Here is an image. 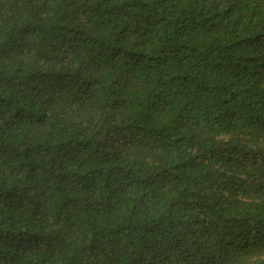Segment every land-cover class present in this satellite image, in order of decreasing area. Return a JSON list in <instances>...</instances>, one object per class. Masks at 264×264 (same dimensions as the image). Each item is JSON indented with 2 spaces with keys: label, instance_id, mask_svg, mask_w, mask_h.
<instances>
[{
  "label": "trees",
  "instance_id": "16d2710c",
  "mask_svg": "<svg viewBox=\"0 0 264 264\" xmlns=\"http://www.w3.org/2000/svg\"><path fill=\"white\" fill-rule=\"evenodd\" d=\"M0 264H264V0H0Z\"/></svg>",
  "mask_w": 264,
  "mask_h": 264
}]
</instances>
